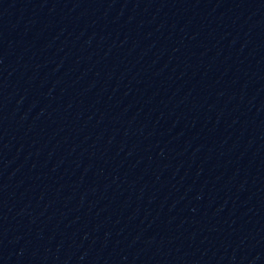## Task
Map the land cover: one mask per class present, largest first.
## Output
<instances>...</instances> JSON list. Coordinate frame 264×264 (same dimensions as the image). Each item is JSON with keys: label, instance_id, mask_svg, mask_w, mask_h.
<instances>
[{"label": "water", "instance_id": "obj_1", "mask_svg": "<svg viewBox=\"0 0 264 264\" xmlns=\"http://www.w3.org/2000/svg\"><path fill=\"white\" fill-rule=\"evenodd\" d=\"M0 264H264V0H0Z\"/></svg>", "mask_w": 264, "mask_h": 264}]
</instances>
